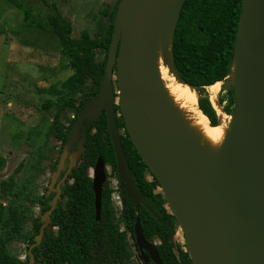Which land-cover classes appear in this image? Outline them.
<instances>
[{"label":"water","instance_id":"1","mask_svg":"<svg viewBox=\"0 0 264 264\" xmlns=\"http://www.w3.org/2000/svg\"><path fill=\"white\" fill-rule=\"evenodd\" d=\"M184 1L119 0L99 92L86 103L71 126L67 146L76 147L69 154L67 151L61 154L51 175L49 188L68 159L67 170L56 184L51 207L41 217L43 224L28 248V264H35L32 248L41 242L45 228L50 227V214L60 197V183L84 151L85 128L102 110L117 171L136 207L140 203L147 207L134 187L125 160L115 118L113 76L125 129L160 185L183 233L192 264H264V0L242 1L232 66L221 85L223 91L233 88L234 107L229 113L232 118L227 156L217 171L202 157L199 142L178 110L169 108L155 92L150 44L158 20L169 13L173 19L170 54L169 58L165 56L164 65L177 81L186 84L178 76L171 54ZM235 62L236 84L232 74ZM105 169L103 158L98 156L92 168L96 220L100 217ZM210 180L218 186L214 187ZM134 235L143 257L146 250L153 262L163 264L154 245L144 238L138 219Z\"/></svg>","mask_w":264,"mask_h":264},{"label":"trees","instance_id":"2","mask_svg":"<svg viewBox=\"0 0 264 264\" xmlns=\"http://www.w3.org/2000/svg\"><path fill=\"white\" fill-rule=\"evenodd\" d=\"M242 1L185 0L171 42V54L177 74L194 89L197 106L212 126L218 125V116L205 88L223 82L228 77ZM118 2L116 0L112 6L105 4L100 10L107 21L95 37L84 30L80 37L73 38L72 23L59 13L55 5V13L47 17L49 26L59 40L60 53L67 59V65L72 70V74L61 83L64 92L54 102L57 111L49 128L60 143L52 164L53 171L61 154L75 149V144L67 146L71 126L86 103L99 92ZM22 9V20L27 21L31 16L30 11ZM5 33L6 30H0V36ZM98 50L103 53L101 60L96 59ZM225 93L228 105L222 109L229 114L234 107L233 88ZM218 102L222 104L223 100L218 97ZM50 105L49 101L44 104L45 107ZM65 109L72 113L67 125L61 123L59 118ZM114 110L118 131L120 128L124 131V134L119 131V135L128 170L136 191L148 208L142 204L135 207L133 198L117 172L107 118L105 110H102L98 118L90 126H86L84 151L71 168L68 178L61 184V196L50 215L51 224L57 227L56 230L45 229L41 242L32 248L35 264H124L125 257L129 254L124 239L129 233L131 238L134 237L133 229L137 219L145 239L160 240L156 250L163 264H192L186 247L181 248L172 239L178 223L166 204L158 181L131 142L117 104H114ZM98 156L113 167L118 183L125 192L121 212L124 229L121 232L113 222L112 190L107 181L101 190L100 218L95 219L92 179L88 175V169L94 166ZM67 166L68 161H65L58 179ZM147 175L152 178L149 180ZM46 190L38 198V214L34 215L25 201L23 187H19L13 176L0 182V197L6 201L0 203V264H28L27 253L20 260L11 253L9 246L18 241L28 249L34 242L42 224L41 216L50 208L55 194V191H51L47 195ZM27 223L31 224L29 234L25 230Z\"/></svg>","mask_w":264,"mask_h":264},{"label":"rangeland","instance_id":"3","mask_svg":"<svg viewBox=\"0 0 264 264\" xmlns=\"http://www.w3.org/2000/svg\"><path fill=\"white\" fill-rule=\"evenodd\" d=\"M115 1L0 0V30H6L0 36V182L13 176L19 187H23L25 201L34 215L38 213L39 196L51 185L52 164L60 146L54 133L49 131L57 111L54 102L64 92L61 83L72 74L67 59L60 53L59 40L47 17L55 13V5L59 13L72 23L73 38L80 37L84 30L95 37L107 21L100 10L105 4L112 6ZM21 8L30 11L27 21L22 20ZM102 57V51H96V59L101 60ZM221 85L222 82L218 97L223 100L220 104L223 107L228 105V101ZM113 86L117 103L119 98L114 76ZM48 101L51 105L45 107ZM71 117L69 109L59 115L60 122L65 125L69 124ZM119 131L124 134L123 128ZM106 165L108 186L112 188L113 222L123 229L121 205L115 199L117 190L113 189L116 182L114 170L110 164ZM0 203L6 201L0 197ZM30 228L31 224L27 223L25 230L28 234ZM173 240L185 249L179 225ZM127 243L133 247L130 237ZM9 249L20 260L27 253L25 244L18 241L12 242ZM130 260L141 264L133 250Z\"/></svg>","mask_w":264,"mask_h":264},{"label":"bare ground","instance_id":"4","mask_svg":"<svg viewBox=\"0 0 264 264\" xmlns=\"http://www.w3.org/2000/svg\"><path fill=\"white\" fill-rule=\"evenodd\" d=\"M171 21H173L172 13L163 15L158 20L152 35L150 61L152 63L154 84L156 85L155 92L160 94L169 108L172 106L173 109L178 110L187 129L199 142L202 157L217 171L223 165L227 156L228 134L232 115L226 114L218 102L220 82L206 87L207 96L218 116V125L211 126L207 117L197 106L195 92L181 81L177 83L174 80L175 77L169 75L171 73L168 66L164 65V58L165 56L169 58L170 54ZM236 72L237 63L235 62L232 68L234 82ZM164 80L169 82L165 83ZM211 183L214 187L218 186L212 181Z\"/></svg>","mask_w":264,"mask_h":264},{"label":"flooded vegetation","instance_id":"5","mask_svg":"<svg viewBox=\"0 0 264 264\" xmlns=\"http://www.w3.org/2000/svg\"><path fill=\"white\" fill-rule=\"evenodd\" d=\"M115 95V94H114ZM113 99H115V97L113 98ZM114 101V100H113ZM114 104H117L118 105V102L116 103L115 101H114ZM121 114V113H120ZM116 118V117H115ZM119 132V131H118ZM111 141V140H110ZM73 151V150H72ZM71 152V151H70ZM70 152H67L68 154L70 153ZM65 161H68V159H66ZM106 164V163H105ZM64 167V166H63ZM68 167V166H67ZM117 167V166H116ZM92 168L93 167H89V169H88V175L91 177V179H92ZM111 168H112V170H113V167L111 166ZM106 169H107V165H106ZM106 169H105V172H106ZM52 170V169H51ZM56 170V169H55ZM54 170V171H55ZM62 170V169H61ZM66 170H67V168H66ZM65 170V171H66ZM53 170H52V173L54 172ZM65 171H64V173H65ZM71 171V170H70ZM61 172V171H60ZM118 172V171H117ZM64 173H63V175H64ZM70 173V172H69ZM69 173H68V175H69ZM115 174V173H114ZM119 174V173H118ZM152 174V173H151ZM59 175H60V173H59ZM59 175L57 176V178H56V180H55V182H54V184L52 185V187L51 188H49V186L50 185H48L45 189H47L46 190V194L48 195L51 191H55V194H56V184H57V182H59L60 181V179L63 177V175L58 179V177H59ZM67 178H68V176H67ZM66 178V179H67ZM115 178H116V182H115V185L113 186V189H115V190H117L116 191V195H115V199L120 203V205H121V212H122V210H123V208H124V198H123V195H124V190H123V187H122V185L121 184H119L118 183V178H117V176L115 175ZM122 178V177H121ZM147 178L150 180L151 178H152V176H150V175H147ZM66 179H64V181L66 180ZM64 181H62L61 183H60V187H61V184L64 182ZM107 181V172H106V180H105V182ZM104 182V183H105ZM122 182H123V179H122ZM103 183V184H104ZM117 183H118V185H117ZM107 184H108V181H107ZM124 184V183H123ZM103 186V185H102ZM125 186V185H124ZM111 190H112V188L111 187H109ZM126 188V187H125ZM44 189V190H45ZM160 189V188H159ZM44 190H43V192H44ZM127 190V189H126ZM161 190V189H160ZM42 192V193H43ZM54 194V195H55ZM94 194V193H93ZM42 195V194H41ZM54 195H53V197H54ZM60 196H61V188H60ZM52 197V198H53ZM60 198V197H59ZM58 198V199H59ZM132 198V197H131ZM58 199H57V201H58ZM111 199H112V191H111ZM52 201V200H51ZM134 203H135V201H134ZM56 204H57V202H56ZM141 204V203H140ZM167 204V203H166ZM143 205V204H142ZM56 206V205H55ZM50 207H51V203H50ZM95 207V206H94ZM135 207H136V204H135ZM55 208V207H54ZM136 208H138V206L136 207ZM50 209V208H49ZM48 209V210H49ZM101 209V208H100ZM54 210V209H53ZM170 210V209H169ZM47 211V210H46ZM45 211V212H46ZM44 212V213H45ZM53 212V211H52ZM44 213H43V215H44ZM38 214V213H37ZM42 215V216H43ZM51 215V214H50ZM41 216V217H42ZM100 218V217H99ZM51 219V218H50ZM95 219H96V216H95ZM99 220V219H98ZM42 221V220H41ZM121 223H122V221H121ZM42 224H43V221H42ZM42 224H41V226H42ZM50 227L48 228V227H46L45 229H48V230H56V226H52V224H51V221H50ZM122 225H123V223H122ZM40 226V227H41ZM123 229H124V227H123ZM123 229H119L118 228V231L119 232H121ZM39 230H40V228H39ZM45 234V233H44ZM175 235V234H174ZM133 238H131V236H130V233L127 235V237L124 239L125 240V242L127 243V240H128V238L130 237L131 239H132V242H133V247H131L130 248V246L128 245V243H127V246H128V253L129 254H127L126 256L127 257H125V263L124 264H136L135 262H133V261H131L130 259H131V257H132V250L136 253V256H137V258H138V260L140 261V263L141 264H151V263H154V264H156L155 262H153L152 260H151V258H150V256H149V254H148V252L146 251V250H144V257H143V254H141V251H140V249L137 247V245H136V243H135V235H134V229H133ZM174 237V236H173ZM173 237H172V239H173ZM145 238V237H144ZM147 240V239H146ZM148 242H150V243H152L153 245H154V247H155V249H156V245H158L159 243H160V240L158 239V238H155V239H153V240H147ZM29 248V247H28ZM132 249V250H131ZM27 251H28V249H27ZM157 251V250H156ZM158 253V252H157ZM28 255V254H27ZM161 260V259H160ZM116 264H119V263H116Z\"/></svg>","mask_w":264,"mask_h":264}]
</instances>
